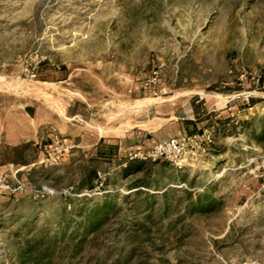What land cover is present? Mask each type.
I'll return each mask as SVG.
<instances>
[{"label":"rangeland","instance_id":"obj_1","mask_svg":"<svg viewBox=\"0 0 264 264\" xmlns=\"http://www.w3.org/2000/svg\"><path fill=\"white\" fill-rule=\"evenodd\" d=\"M0 30L11 53L24 56L26 79H36L31 75L42 66L81 68L100 62L107 70L121 69L147 90V97L116 103L112 111L154 133L148 146L139 143L134 154L173 138L185 140L186 147L178 166L137 158L161 164L134 177L124 176L127 159L113 148L100 160L74 149L55 166L39 164L46 153L38 149L37 163L22 178H8L12 186L27 188L15 196L0 193V264H15L29 222L50 229L52 237L65 212L76 229L83 223L78 213L98 203L112 199L125 211L133 206L122 200L137 190L152 195L170 189L176 191L169 196L174 204L185 190L197 197L205 192L204 183L212 182L217 183L210 197L221 202L216 211L151 216L143 260L264 264V143L259 138L264 134V0H0ZM190 103L199 114L212 116L204 137L156 134L164 123L176 122ZM148 108L153 120L145 123ZM89 169L97 171L96 190L79 192L77 185ZM181 175L196 187L176 182ZM147 176L151 186L129 191L134 179ZM49 191L53 194L42 196ZM157 200L158 210L161 195ZM171 222L177 225L168 233ZM107 238L105 245H112Z\"/></svg>","mask_w":264,"mask_h":264},{"label":"crops","instance_id":"obj_2","mask_svg":"<svg viewBox=\"0 0 264 264\" xmlns=\"http://www.w3.org/2000/svg\"><path fill=\"white\" fill-rule=\"evenodd\" d=\"M2 36L0 30V175L8 183L37 163L38 149L52 144L55 135L68 138L86 157L98 158L99 152L113 148L127 161L135 160L139 143L144 148L153 140L154 133L131 126L130 116L112 113L116 103L148 95L130 75L97 62L81 68L42 66L36 79H26L24 56L11 53ZM185 108L176 122L164 123L156 134L204 137L211 114H199L193 103ZM152 113L151 108L145 111V123L153 120Z\"/></svg>","mask_w":264,"mask_h":264},{"label":"trees","instance_id":"obj_3","mask_svg":"<svg viewBox=\"0 0 264 264\" xmlns=\"http://www.w3.org/2000/svg\"><path fill=\"white\" fill-rule=\"evenodd\" d=\"M259 138L264 143V134ZM113 153H116L115 150ZM98 155L100 160L107 157L109 153L103 151ZM145 161L125 160L127 168L122 171L124 176L134 177L148 166L153 167L161 164L159 161L155 163ZM168 165L166 163L163 166L167 167ZM96 174L95 169H89L86 177L78 183V191L96 190L94 183ZM148 180V176L134 179L129 185V191L151 186ZM175 180L180 184H188L190 189L196 187V183L190 182L188 175L177 176ZM216 183L212 182L211 185L204 183L206 190L197 197L195 191L185 190L174 204L171 203L172 200L169 199V196L176 192L175 190L168 189L162 194L152 195L137 190L134 192L133 198L122 200V202L131 200L133 206L125 211L115 207L112 204V199L102 205L98 203L95 208L80 211L76 218L82 220L83 223L76 229L68 223L70 219H68V213L65 212L63 213L65 221L62 223L64 225L59 222L57 226L60 230L52 237L49 234L50 229L37 228L35 222H29L24 226L25 241L17 255L15 264H147L141 256V246L150 241L153 222L151 216L159 212L162 217H168L171 214L178 218L204 215L216 211L221 202L220 200L212 201L208 192ZM159 195L163 201L160 205L161 208L157 210ZM184 205L185 207H183ZM114 220L118 222H115L116 225L112 228ZM176 225L177 222H171L167 232L173 231ZM35 234L37 235L34 236ZM28 236L34 237L28 239ZM106 236L112 239V245H105Z\"/></svg>","mask_w":264,"mask_h":264},{"label":"built area","instance_id":"obj_4","mask_svg":"<svg viewBox=\"0 0 264 264\" xmlns=\"http://www.w3.org/2000/svg\"><path fill=\"white\" fill-rule=\"evenodd\" d=\"M32 78L37 77V73L33 71ZM187 138V137H186ZM188 140L191 138L188 137ZM74 146L68 138H65L60 135H55L50 146H44L45 156L41 159L39 164L41 165H50L55 166L64 161L69 157L74 150ZM185 140L181 141L180 139H169L155 145L151 151L147 153L134 154L132 159H142V160H168L173 162L178 166L179 157L185 154ZM27 187L25 185L19 184L18 186H12L9 184L5 177L0 176V193L9 196H15L18 192L25 190ZM45 191V189H44ZM53 192H45L42 194L49 195Z\"/></svg>","mask_w":264,"mask_h":264}]
</instances>
